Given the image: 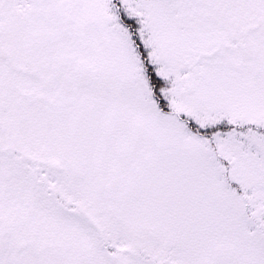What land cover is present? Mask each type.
Masks as SVG:
<instances>
[{"label": "snow or ice", "instance_id": "obj_1", "mask_svg": "<svg viewBox=\"0 0 264 264\" xmlns=\"http://www.w3.org/2000/svg\"><path fill=\"white\" fill-rule=\"evenodd\" d=\"M0 264H264V0H0Z\"/></svg>", "mask_w": 264, "mask_h": 264}]
</instances>
